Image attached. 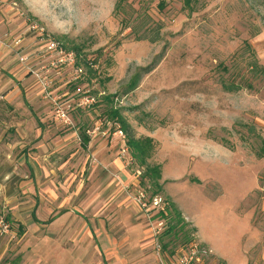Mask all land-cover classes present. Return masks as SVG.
Returning <instances> with one entry per match:
<instances>
[{
    "label": "rangeland",
    "instance_id": "374dc122",
    "mask_svg": "<svg viewBox=\"0 0 264 264\" xmlns=\"http://www.w3.org/2000/svg\"><path fill=\"white\" fill-rule=\"evenodd\" d=\"M117 1L0 0V48L14 57L21 50L14 40L27 43L21 53L31 67L52 79L56 95L72 101L71 126L54 119L50 104L49 122L73 131L78 141L79 125L97 123L152 140L144 167L158 166L160 178L157 186L145 179L143 188L172 204L173 197L212 246L196 230L187 241L181 231L165 234L167 222L154 235V222L140 213L153 263L172 260L196 241L213 250L205 264H264V0H129L124 14L115 11ZM40 33L94 59V72L85 68L71 81L70 68L54 69ZM230 81L241 87L227 91ZM35 82L42 91L33 76L27 84ZM77 87L95 105L75 107ZM42 103L37 97L34 107ZM110 108L124 126L108 117ZM129 168L136 184L117 180L127 199L123 185L141 189L143 176L134 160ZM10 211L0 203V216L12 227L0 237V264H60L47 259L43 241L30 245L21 238ZM185 222L184 231L195 229Z\"/></svg>",
    "mask_w": 264,
    "mask_h": 264
},
{
    "label": "crops",
    "instance_id": "0c3cea01",
    "mask_svg": "<svg viewBox=\"0 0 264 264\" xmlns=\"http://www.w3.org/2000/svg\"><path fill=\"white\" fill-rule=\"evenodd\" d=\"M19 44L24 52L27 43ZM29 77L16 55L0 48V203L8 205L21 238L43 241L47 259L60 264H155L139 208L113 177L136 184L129 150L125 160L119 157L122 144L110 124L79 125L80 142L50 123L49 103L36 82L27 84ZM37 97L40 107H34ZM173 199L196 237L210 245Z\"/></svg>",
    "mask_w": 264,
    "mask_h": 264
},
{
    "label": "built area",
    "instance_id": "2783aa9c",
    "mask_svg": "<svg viewBox=\"0 0 264 264\" xmlns=\"http://www.w3.org/2000/svg\"><path fill=\"white\" fill-rule=\"evenodd\" d=\"M40 34V40L44 43L43 53L53 56L50 66L54 67V69L58 71L64 69L65 67L70 68L74 75L73 78H71V81H78L82 78L85 67L78 62L76 53L65 49L62 43L54 40L49 35L45 33ZM19 42L20 39L16 38L13 46L16 47ZM15 54L17 55L18 62L25 67L28 74L35 77L38 84L41 86L42 96L48 100L54 114V119L59 121L63 126H71L72 121L69 111L71 110L70 102L72 101L63 100L64 95H56L52 88V79H49L48 76L40 75L35 69H33L30 65L31 63L28 62L29 59L23 55L21 51H16ZM74 94L77 96L75 107L82 109L89 108L96 102L93 96H89L86 91H81L78 87L75 89ZM2 98L3 96L0 95V100ZM115 135L119 138L122 144L119 151V157L125 160V157L128 154L125 134L118 128L117 125H115ZM129 163L130 161L126 160V165ZM115 178L118 180L117 177ZM122 189L129 199L136 204L144 218L150 221V223H152V221L154 222L152 223L154 235L160 234L161 227L164 225L165 220L162 218H156V216L159 213H165V207L167 205V202H165L166 200L160 195L151 197L147 192L140 188L130 189L128 185H123ZM11 229V223L8 219L4 216H0V237L10 234ZM207 255L208 251L205 248H203L196 241H191L188 244L186 251L180 249V251L172 257V260H169L168 262H165L163 259H159V264H205V257Z\"/></svg>",
    "mask_w": 264,
    "mask_h": 264
},
{
    "label": "trees",
    "instance_id": "16d2710c",
    "mask_svg": "<svg viewBox=\"0 0 264 264\" xmlns=\"http://www.w3.org/2000/svg\"><path fill=\"white\" fill-rule=\"evenodd\" d=\"M129 3H130L129 0H118L115 4V11L117 13H123L124 14V12H125L124 8ZM187 3H189L188 0H187ZM159 6L162 8L164 5L162 2H160ZM126 20L128 21V19H126ZM139 38L145 39L146 37H139ZM157 38L158 37L156 36L155 38L151 39V41H156V40H158ZM62 45L64 46L65 49L74 51L76 53L78 62L80 64L84 65V67L87 69V72L89 74L94 72V59H92L90 61V59L84 58L80 54L78 49L74 46L73 47H66V45H64L63 43H62ZM89 63H91V64H89ZM254 65L255 64L249 65V68L251 71L254 69L253 68ZM149 70H150V68L144 69L142 71L149 72ZM71 87L74 88V86H71ZM240 87H241L240 83L235 82V81H230L228 84H225V86H224V88L227 91H234ZM107 115H108V117H110L111 120H114L115 123L117 122V123L123 124V126L125 125L122 122V120L119 116V113H118V111H116V109L110 108L107 111ZM123 129H125V128H123ZM123 129L121 128V130H123ZM125 142H126L128 150H129V155H130L132 163L134 160L136 162L137 166L143 169V176H141L140 187L145 192H147V190L143 188L144 183H145V179L155 183L160 178V169L158 166L144 167L145 160H146V158H148V156H150V152L153 148L152 140L150 138H142V139L134 140L132 138H128L125 136ZM155 185H156V183H155ZM156 192H158V191H156ZM156 192L151 193L149 195L151 197L158 195ZM165 202H167V201H165ZM156 218H162L165 220V222H167L168 228L165 230V234H170L171 232H174V235H175L177 231H181L183 233V236L185 237V239L187 241L190 233H194V231H195V229H189V230L184 231V228L188 226V223H186L184 221V219L181 217L180 212L177 210V208L172 203L167 202V205L165 207V213H159L156 216ZM165 246L166 245H163V248H165Z\"/></svg>",
    "mask_w": 264,
    "mask_h": 264
}]
</instances>
